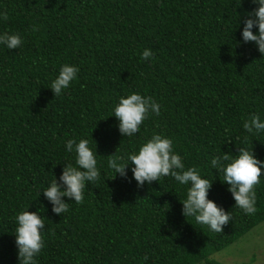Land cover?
Listing matches in <instances>:
<instances>
[{"label":"trees","instance_id":"obj_1","mask_svg":"<svg viewBox=\"0 0 264 264\" xmlns=\"http://www.w3.org/2000/svg\"><path fill=\"white\" fill-rule=\"evenodd\" d=\"M250 0H0V32L18 33L17 49L0 45V264H19L15 217L44 221L37 264H218L215 253L264 222V170L245 213L210 167L213 155L253 149L264 160V55L241 41ZM255 32L256 29L254 28ZM153 57L141 60L144 49ZM64 64L79 68L61 95L49 88ZM138 92L160 105L132 137L111 116L121 96ZM153 133L173 140L185 167L213 180L208 198L230 212L220 232L181 213L187 186L171 176L137 187L107 167ZM87 138L99 179L84 199L52 212L40 191L74 156L67 139ZM228 161H225L227 163ZM251 258L250 263L253 262Z\"/></svg>","mask_w":264,"mask_h":264},{"label":"clouds","instance_id":"obj_2","mask_svg":"<svg viewBox=\"0 0 264 264\" xmlns=\"http://www.w3.org/2000/svg\"><path fill=\"white\" fill-rule=\"evenodd\" d=\"M242 0H239L241 4ZM255 7L239 15V26L242 23L241 41L237 43L253 42L258 52L264 55V0H250ZM7 13L0 12V21L7 20ZM256 29L254 32L253 29ZM22 37L18 33L0 32V45L8 49H17L22 44ZM153 57L151 49H144L140 59L150 60ZM79 68L76 65L64 64L58 75L51 81L50 89L54 96H59L77 78ZM149 113L159 115L160 105L150 96H143L133 92L121 96L112 109L116 118L117 129L121 136L132 137L139 129ZM248 133L264 132V119L252 114L242 124ZM64 151L74 156V164H63L58 179L54 176L41 191L44 198L51 204L52 212L61 215L67 212L68 202L64 198L79 204L84 199L86 184H94L101 175L97 164V151H93L87 138L67 139ZM225 161H228L225 163ZM210 167L219 174L222 184H226L235 207L245 213H253L255 209L254 185L259 182L264 170V160H259L252 150L239 148L238 154L228 156L213 155L209 161ZM107 167L124 179L135 180L137 187L146 183L159 181L162 177L171 176L181 186H187L186 198L183 200L181 213L186 217H193L197 224L206 225L210 230L220 232L228 225L230 212L218 206L208 198V192L213 180L201 175L195 166L185 167L182 156L173 149V140L159 133L142 143L133 152L122 155L112 154L107 161ZM15 247L19 264H37L36 257L43 248L42 231L44 221L38 212L24 210L15 217Z\"/></svg>","mask_w":264,"mask_h":264},{"label":"rangeland","instance_id":"obj_3","mask_svg":"<svg viewBox=\"0 0 264 264\" xmlns=\"http://www.w3.org/2000/svg\"><path fill=\"white\" fill-rule=\"evenodd\" d=\"M218 264H264V222L254 227L239 240L215 253Z\"/></svg>","mask_w":264,"mask_h":264}]
</instances>
